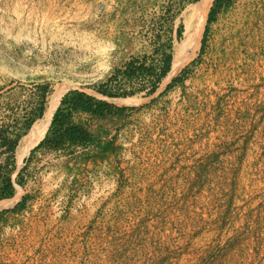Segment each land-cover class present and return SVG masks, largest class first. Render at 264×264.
<instances>
[{
	"label": "rangeland",
	"instance_id": "374dc122",
	"mask_svg": "<svg viewBox=\"0 0 264 264\" xmlns=\"http://www.w3.org/2000/svg\"><path fill=\"white\" fill-rule=\"evenodd\" d=\"M199 1L0 0V182L46 88L53 116L75 91L121 109L70 116L87 145L31 154L52 116L16 150L25 202L1 204L0 264H264V0H213L196 53L149 94Z\"/></svg>",
	"mask_w": 264,
	"mask_h": 264
},
{
	"label": "trees",
	"instance_id": "16d2710c",
	"mask_svg": "<svg viewBox=\"0 0 264 264\" xmlns=\"http://www.w3.org/2000/svg\"><path fill=\"white\" fill-rule=\"evenodd\" d=\"M218 5V2H217ZM214 10H211L209 14V21H211L213 17ZM173 57L171 54H166L163 56V66L162 71L158 74L157 82H155L154 86L150 89L149 94H153L158 89V82L162 80V78L166 77L168 73L171 71ZM137 65V66H136ZM134 70L133 74L136 73H144L146 68L144 64H140L131 62L128 65L127 71ZM152 70V69H151ZM132 78L131 74L128 76ZM176 81V80H175ZM99 92L107 96L109 98H116L120 96H128L133 95L134 92L118 94L112 91L107 90H99ZM44 100L38 109V114H36L35 118L29 119L25 123V133L31 129L33 123L37 118H42L44 116L45 108H46V98L48 94V88L45 89L44 92ZM53 116L51 125L48 129L46 137L43 141L31 151V154H34L35 151L42 146H51L55 149L62 147L65 142L70 143H80L83 145H87L92 141L91 134L79 124L73 123L70 116L74 113L78 114V112H86L91 114L92 116L104 117L107 114H111L113 109H119L114 104L104 101L98 100L93 96H89L81 91H75L69 95H66L64 99L61 101V105ZM63 108L66 109L68 113L63 114ZM21 137H18L14 141H12L7 148V151L12 154V163L10 164L9 173L3 177V183L0 182V200L13 198L15 196L16 190L15 185L12 180V173L16 169V150L19 144V140ZM5 167L0 165V171ZM1 177V176H0ZM25 198H23L14 208V211L20 210L24 205Z\"/></svg>",
	"mask_w": 264,
	"mask_h": 264
},
{
	"label": "bare ground",
	"instance_id": "6f19581e",
	"mask_svg": "<svg viewBox=\"0 0 264 264\" xmlns=\"http://www.w3.org/2000/svg\"><path fill=\"white\" fill-rule=\"evenodd\" d=\"M213 0H200L196 5V21L192 23L186 24L184 31V38L182 43L175 48L172 67L167 79H171L182 67L184 62L189 60L196 53L201 40L202 29L209 11V8L212 4ZM61 93L55 92L49 103L48 107L45 110V114L43 119L40 120L33 129L31 133L25 138L21 140L19 146L17 148V155L21 159L25 153L29 151L33 146L38 144L40 140L44 137L45 132L51 122L53 113L55 108L57 107V103ZM132 101V99L126 100V102ZM118 102H122L119 100ZM17 201V198H13L11 200H5L0 202V209L2 208L1 204H7L10 207L13 206ZM5 206V205H3Z\"/></svg>",
	"mask_w": 264,
	"mask_h": 264
},
{
	"label": "crops",
	"instance_id": "0c3cea01",
	"mask_svg": "<svg viewBox=\"0 0 264 264\" xmlns=\"http://www.w3.org/2000/svg\"><path fill=\"white\" fill-rule=\"evenodd\" d=\"M78 114L85 115V116H86V115H87V116L91 115V114L86 113V112H78ZM91 116H92V115H91ZM50 125H51V124H50ZM32 127H33V126H32ZM32 127H31V129H32ZM49 127H50V126H49ZM48 129H49V128H48ZM29 131H30V130H29ZM47 132H48V130H47ZM47 132H46V134H47ZM45 137H46V135H45ZM45 137H44V138H45ZM44 138H43V139H44ZM43 139L41 140V142L43 141ZM21 140H22V138H21ZM21 140H20V141H21ZM20 141H19V143H20ZM41 142H40V143H41ZM40 143H39V144H40ZM39 144H38V145H39ZM18 145H19V144H18ZM38 145H37V146H38ZM37 146H35L33 149H35ZM17 148H18V147H17ZM33 149H32V150H33ZM32 150H31V151H32ZM37 150H42V151H46V150H48L49 152H56V151H57V149H55V148H53V147H51V146H46V145H45V146H42V147H40V148H38ZM37 150H36V151H37ZM31 151H30V153H31ZM26 161H27V160H26ZM15 197H16V196H15ZM13 198H14V197H13ZM13 198L3 199V200H1V201H4V200H11V199H13ZM18 201H19V199H17L16 203H18ZM16 203H15V204H16ZM15 204H14V205H15Z\"/></svg>",
	"mask_w": 264,
	"mask_h": 264
}]
</instances>
